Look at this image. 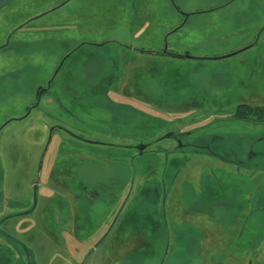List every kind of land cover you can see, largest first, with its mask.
Masks as SVG:
<instances>
[{
    "label": "rangeland",
    "instance_id": "obj_1",
    "mask_svg": "<svg viewBox=\"0 0 264 264\" xmlns=\"http://www.w3.org/2000/svg\"><path fill=\"white\" fill-rule=\"evenodd\" d=\"M58 1L11 0L0 33ZM242 102L264 106V0L34 19L0 48V264H264V121Z\"/></svg>",
    "mask_w": 264,
    "mask_h": 264
},
{
    "label": "flooded vegetation",
    "instance_id": "obj_2",
    "mask_svg": "<svg viewBox=\"0 0 264 264\" xmlns=\"http://www.w3.org/2000/svg\"><path fill=\"white\" fill-rule=\"evenodd\" d=\"M28 3H30L31 0H26ZM69 1L71 0H59L57 2V4H55L54 6H52V8L50 9H46L44 12H41L39 14H36L35 16L33 17H29V18H26L24 19L23 21L19 22L15 27L13 28H4L3 31H1L0 35V40L3 38V41L0 42V48H3L6 46L7 42L13 37L15 36L17 33H23L25 30H27L30 26H31V23L34 19L38 18V17H41L42 15L58 8V7H61L65 4H67ZM8 4V3H7ZM26 5H24L25 7ZM3 8V7H2ZM1 10V9H0ZM12 24V23H11ZM9 29V30H8ZM162 54H166V55H173V53H168V52H164ZM175 56V54L173 55ZM242 103H246V102H242ZM170 135H173V133H170ZM174 136V135H173ZM149 144V143H148ZM147 143L144 144H137V146H135L137 148V151L141 152L144 150V147H147L148 145Z\"/></svg>",
    "mask_w": 264,
    "mask_h": 264
},
{
    "label": "trees",
    "instance_id": "obj_3",
    "mask_svg": "<svg viewBox=\"0 0 264 264\" xmlns=\"http://www.w3.org/2000/svg\"><path fill=\"white\" fill-rule=\"evenodd\" d=\"M234 116L261 122L264 121V106L239 103L235 107Z\"/></svg>",
    "mask_w": 264,
    "mask_h": 264
},
{
    "label": "water",
    "instance_id": "obj_4",
    "mask_svg": "<svg viewBox=\"0 0 264 264\" xmlns=\"http://www.w3.org/2000/svg\"><path fill=\"white\" fill-rule=\"evenodd\" d=\"M11 0H0V9L4 7L7 3H9ZM191 57V56H188Z\"/></svg>",
    "mask_w": 264,
    "mask_h": 264
}]
</instances>
